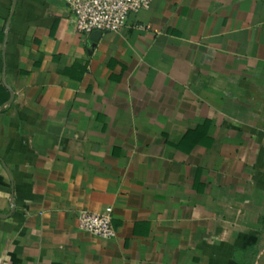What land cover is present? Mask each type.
Listing matches in <instances>:
<instances>
[{
    "label": "crops",
    "instance_id": "0c3cea01",
    "mask_svg": "<svg viewBox=\"0 0 264 264\" xmlns=\"http://www.w3.org/2000/svg\"><path fill=\"white\" fill-rule=\"evenodd\" d=\"M90 37L0 0V264H264V0ZM107 207L113 239L79 230Z\"/></svg>",
    "mask_w": 264,
    "mask_h": 264
},
{
    "label": "built area",
    "instance_id": "2783aa9c",
    "mask_svg": "<svg viewBox=\"0 0 264 264\" xmlns=\"http://www.w3.org/2000/svg\"><path fill=\"white\" fill-rule=\"evenodd\" d=\"M153 0H65L78 33H118L126 28L131 16L148 10ZM113 209L99 213L81 211L77 222L80 231L94 237L111 240L115 237Z\"/></svg>",
    "mask_w": 264,
    "mask_h": 264
},
{
    "label": "water",
    "instance_id": "95a60500",
    "mask_svg": "<svg viewBox=\"0 0 264 264\" xmlns=\"http://www.w3.org/2000/svg\"><path fill=\"white\" fill-rule=\"evenodd\" d=\"M102 34H103V33L98 32V31L93 32V33L91 34L90 39H91L94 43H97L98 40L100 39V37L102 36Z\"/></svg>",
    "mask_w": 264,
    "mask_h": 264
},
{
    "label": "trees",
    "instance_id": "16d2710c",
    "mask_svg": "<svg viewBox=\"0 0 264 264\" xmlns=\"http://www.w3.org/2000/svg\"><path fill=\"white\" fill-rule=\"evenodd\" d=\"M5 100H7L6 98H4ZM5 100H3V101H5Z\"/></svg>",
    "mask_w": 264,
    "mask_h": 264
}]
</instances>
